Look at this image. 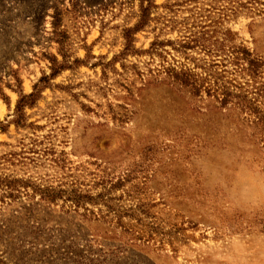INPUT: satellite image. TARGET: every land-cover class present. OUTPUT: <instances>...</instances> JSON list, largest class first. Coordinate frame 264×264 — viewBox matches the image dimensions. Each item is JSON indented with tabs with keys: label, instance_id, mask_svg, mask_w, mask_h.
<instances>
[{
	"label": "rangeland",
	"instance_id": "obj_1",
	"mask_svg": "<svg viewBox=\"0 0 264 264\" xmlns=\"http://www.w3.org/2000/svg\"><path fill=\"white\" fill-rule=\"evenodd\" d=\"M168 65L264 114V0H0V264H264V132Z\"/></svg>",
	"mask_w": 264,
	"mask_h": 264
},
{
	"label": "trees",
	"instance_id": "obj_2",
	"mask_svg": "<svg viewBox=\"0 0 264 264\" xmlns=\"http://www.w3.org/2000/svg\"><path fill=\"white\" fill-rule=\"evenodd\" d=\"M148 9L143 10V17H148ZM144 18L139 21L137 26L134 28V31L140 30L141 26H143ZM58 36V33H57ZM61 36V35H60ZM170 46L173 45L171 42H166ZM166 43L160 42V41H154L151 44L150 47V53L156 52L158 49H161L165 47ZM198 46H201L202 50H206L207 47H205L200 41L197 40H190L188 42L182 41L178 43V47H174L176 51L182 52L185 56H187V51L194 49ZM206 48V49H205ZM232 56L233 61L232 63L234 65L241 64L242 62L248 65V67L243 69V72H245L249 77H255L257 75L259 63L255 59H250V54L246 51H234L232 50ZM209 52V51H206ZM77 61V60H76ZM75 61V62H76ZM79 62V61H77ZM64 67L61 65H58L56 60L54 59L52 61V67L51 71L52 74L50 77H53L57 75L61 70H63ZM201 69L204 73V77L202 78V75H199L192 71L191 69L186 68L185 66H181L180 68L170 66L163 67L162 73H164L165 78L170 80L172 83L177 84L181 87L186 88L192 95L198 96L199 93H201V90L205 88V90L210 93V91L213 92V94L217 95L220 99V104L222 107H227L228 105H233L238 111H240L241 114L248 115L249 119H252V124L254 125V128L257 129L259 134H262L264 132V114L262 113V110L258 104V100L254 97H251L248 93V91H245L243 87H236L233 86L232 83H229L227 81H224V76H221V74H218V72L213 71L210 67H205V65L201 66ZM159 72V71H158ZM50 78L44 76L39 80V84L46 83L47 80ZM42 88V87H41ZM40 88V90H41ZM35 92L31 93L27 96H22L16 105V112L20 114L23 113L24 108L26 106H31L33 100L37 97V93L40 92L38 90V85L35 86ZM262 98V96H260ZM17 122V121H16ZM262 142H264V134H262ZM76 197L73 199V201H78L79 196L75 195ZM92 200V199H88Z\"/></svg>",
	"mask_w": 264,
	"mask_h": 264
}]
</instances>
